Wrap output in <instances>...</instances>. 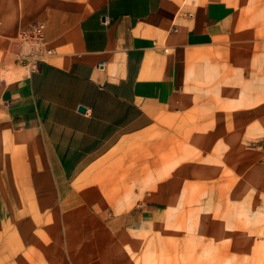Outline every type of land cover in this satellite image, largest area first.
<instances>
[{
    "label": "rangeland",
    "instance_id": "374dc122",
    "mask_svg": "<svg viewBox=\"0 0 264 264\" xmlns=\"http://www.w3.org/2000/svg\"><path fill=\"white\" fill-rule=\"evenodd\" d=\"M30 2L40 8L0 9ZM15 36L2 57L27 72ZM220 41L184 100L76 176L75 190L58 198L52 176L37 175L25 196L24 181L0 174V264H264V10H242Z\"/></svg>",
    "mask_w": 264,
    "mask_h": 264
},
{
    "label": "crops",
    "instance_id": "0c3cea01",
    "mask_svg": "<svg viewBox=\"0 0 264 264\" xmlns=\"http://www.w3.org/2000/svg\"><path fill=\"white\" fill-rule=\"evenodd\" d=\"M36 1L37 10L33 2L0 9V174L24 181L15 193L25 196L32 176L51 175L58 198L184 100L189 78L207 70L209 50L225 46L242 10H264V0H89L82 13L79 0ZM30 17L45 24L52 54L26 72L4 61L1 45Z\"/></svg>",
    "mask_w": 264,
    "mask_h": 264
},
{
    "label": "built area",
    "instance_id": "2783aa9c",
    "mask_svg": "<svg viewBox=\"0 0 264 264\" xmlns=\"http://www.w3.org/2000/svg\"><path fill=\"white\" fill-rule=\"evenodd\" d=\"M15 58L24 67L37 70L39 64L52 54L45 41V24L32 19L21 25L13 42Z\"/></svg>",
    "mask_w": 264,
    "mask_h": 264
},
{
    "label": "water",
    "instance_id": "95a60500",
    "mask_svg": "<svg viewBox=\"0 0 264 264\" xmlns=\"http://www.w3.org/2000/svg\"><path fill=\"white\" fill-rule=\"evenodd\" d=\"M84 109H85V108H84V107H82V106H79V107H78V110H79L80 112H83V111H84Z\"/></svg>",
    "mask_w": 264,
    "mask_h": 264
}]
</instances>
